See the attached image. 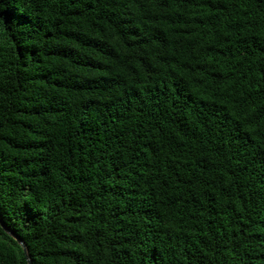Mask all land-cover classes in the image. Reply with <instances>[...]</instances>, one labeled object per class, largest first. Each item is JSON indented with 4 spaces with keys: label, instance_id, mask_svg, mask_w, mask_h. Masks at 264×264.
Returning a JSON list of instances; mask_svg holds the SVG:
<instances>
[{
    "label": "trees",
    "instance_id": "1",
    "mask_svg": "<svg viewBox=\"0 0 264 264\" xmlns=\"http://www.w3.org/2000/svg\"><path fill=\"white\" fill-rule=\"evenodd\" d=\"M0 264H264V0H0Z\"/></svg>",
    "mask_w": 264,
    "mask_h": 264
},
{
    "label": "water",
    "instance_id": "2",
    "mask_svg": "<svg viewBox=\"0 0 264 264\" xmlns=\"http://www.w3.org/2000/svg\"><path fill=\"white\" fill-rule=\"evenodd\" d=\"M0 223L2 224V226L5 228V230L9 233V234H11L23 247H24V249H25V252H26V254L28 255V251H27V248H26V245H25V243H24V241L21 239V238H19L17 235H15L14 233H12V232H10L5 226H4V224L2 223V221L0 220ZM28 263L29 264H33V262L31 261V259L28 257Z\"/></svg>",
    "mask_w": 264,
    "mask_h": 264
}]
</instances>
